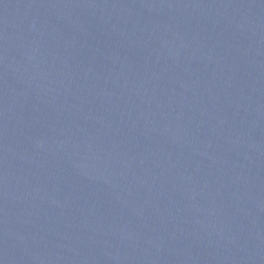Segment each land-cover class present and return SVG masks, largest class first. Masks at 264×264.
Masks as SVG:
<instances>
[{
  "label": "water",
  "instance_id": "obj_1",
  "mask_svg": "<svg viewBox=\"0 0 264 264\" xmlns=\"http://www.w3.org/2000/svg\"><path fill=\"white\" fill-rule=\"evenodd\" d=\"M0 264H264V0H0Z\"/></svg>",
  "mask_w": 264,
  "mask_h": 264
}]
</instances>
